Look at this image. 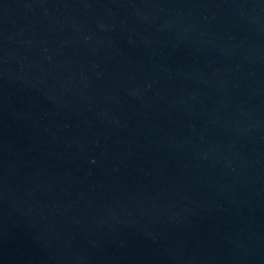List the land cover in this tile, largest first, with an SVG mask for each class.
I'll return each instance as SVG.
<instances>
[{
    "label": "water",
    "instance_id": "water-1",
    "mask_svg": "<svg viewBox=\"0 0 264 264\" xmlns=\"http://www.w3.org/2000/svg\"><path fill=\"white\" fill-rule=\"evenodd\" d=\"M0 264H264V0H0Z\"/></svg>",
    "mask_w": 264,
    "mask_h": 264
}]
</instances>
